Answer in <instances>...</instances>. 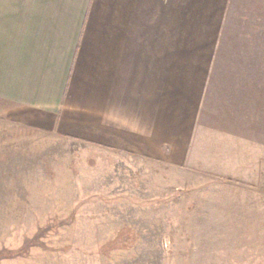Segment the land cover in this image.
<instances>
[{"label":"rangeland","instance_id":"374dc122","mask_svg":"<svg viewBox=\"0 0 264 264\" xmlns=\"http://www.w3.org/2000/svg\"><path fill=\"white\" fill-rule=\"evenodd\" d=\"M227 30L248 72L189 168L0 118V264H264V0Z\"/></svg>","mask_w":264,"mask_h":264},{"label":"crops","instance_id":"0c3cea01","mask_svg":"<svg viewBox=\"0 0 264 264\" xmlns=\"http://www.w3.org/2000/svg\"><path fill=\"white\" fill-rule=\"evenodd\" d=\"M237 1L0 0V118L189 168L248 72Z\"/></svg>","mask_w":264,"mask_h":264}]
</instances>
